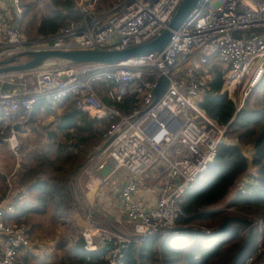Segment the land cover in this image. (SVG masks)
<instances>
[{
    "label": "built area",
    "instance_id": "built-area-1",
    "mask_svg": "<svg viewBox=\"0 0 264 264\" xmlns=\"http://www.w3.org/2000/svg\"><path fill=\"white\" fill-rule=\"evenodd\" d=\"M75 1L83 13L81 18L53 36L36 39L26 38L19 24L0 8V62L16 59L9 65L24 64L34 54L49 51H112L143 45L169 28L184 2L117 0L98 9L100 0ZM12 5L21 21V0H12ZM172 33L163 51L121 63L52 60L32 71L0 74V114L4 115L0 136L19 160L25 122L15 120V114L24 111L27 116L21 118L28 120L40 100L60 104L73 98L78 110L104 123L100 133L102 147L107 146L89 161L84 172L89 182L119 194L135 234L130 237L105 222L102 227L92 222L85 230H75L67 241L61 240L59 248H68L83 238L86 251L107 249L105 264H123L135 236H155L175 227L185 193L215 160L219 147L230 143L228 126L219 125L200 104L211 90L212 63L227 67L221 94L232 99L236 113L263 79L264 0H200ZM28 72L35 78L34 88L14 84L16 77ZM162 77L169 84L158 97ZM101 85L111 104L99 98ZM128 99L134 100L133 107L120 108ZM105 171L107 174L101 175ZM12 174L0 200V264H26L32 247L31 229L25 223L10 222L20 185L16 172ZM252 179L250 176L240 194L246 193ZM144 185L150 186L145 195ZM148 197L151 204H147ZM61 222L73 223L71 219ZM260 257L250 256L244 264H264Z\"/></svg>",
    "mask_w": 264,
    "mask_h": 264
},
{
    "label": "trees",
    "instance_id": "trees-1",
    "mask_svg": "<svg viewBox=\"0 0 264 264\" xmlns=\"http://www.w3.org/2000/svg\"><path fill=\"white\" fill-rule=\"evenodd\" d=\"M101 2L107 8L112 5L111 0H100L99 3ZM21 4L23 20L20 29L29 37L53 36L62 27L83 15L74 0H49L51 12L48 14H41L36 10V1L26 3L21 0ZM100 8L99 6L98 9ZM27 17L28 20L23 25ZM34 28L33 33L31 30ZM212 70V89L200 105L219 125L228 126L227 136L237 138L242 143L254 144L252 163L259 167L257 175L253 177L255 183L247 186L245 194H232L236 183L246 177L250 162L237 146L221 145L215 160L182 199V214L178 215L175 224L182 230L177 234L153 236L132 242L123 264H233L238 251L247 240L248 233L244 235L247 228L234 222L225 235L214 234L215 229L231 214L211 208L223 204L226 207L235 206L238 210L234 216L245 218L248 214H254L264 219V78L247 98L244 108L236 113L234 102L226 93H220L225 72L217 65ZM98 90L103 99L111 104L102 88ZM133 102V99H128L125 106L119 107L128 110L133 107ZM60 105L65 107V113L58 118L57 127L52 130L44 127L47 144L42 148H24L22 167L18 173L22 191L17 196V207L10 218L14 225L26 223L34 226V217L52 212L54 234L57 222L68 215L74 205L71 177L104 140L100 129L98 130L99 120L78 111L73 98H66ZM42 107L41 103L36 105L28 124L37 120ZM19 113L27 116L22 111ZM5 177L0 174V182ZM23 192L29 194L30 200L24 201ZM228 196L232 198L228 200ZM206 230H211V234ZM258 238L255 233L253 243L238 264H244L248 257L257 253L259 245L264 250V237L261 244L257 242ZM84 245L83 238H80L76 246L67 253L68 264H105L107 249L88 252Z\"/></svg>",
    "mask_w": 264,
    "mask_h": 264
},
{
    "label": "rangeland",
    "instance_id": "rangeland-1",
    "mask_svg": "<svg viewBox=\"0 0 264 264\" xmlns=\"http://www.w3.org/2000/svg\"><path fill=\"white\" fill-rule=\"evenodd\" d=\"M30 1H36V5H37L36 10L38 12H40L41 14H48L51 12V6H49V0H25L26 3H29ZM100 4L101 5H99V6H103L102 2ZM27 20H28V17L25 19L23 25L26 24ZM31 31H33V33H34L35 28L32 29ZM24 35L28 39H35L36 38V36L29 37L26 33H24ZM58 65H60V64H58ZM212 65H214V63H212ZM217 65H219V64H217ZM50 66L51 65H49L48 67H50ZM219 66H220V68L222 67L221 69L227 70V67H225L223 65H219ZM21 76H22V78H19V77L15 78L14 84L19 85L21 82H23L24 85H21V86H23L22 89L34 88L35 78H34L32 73L28 72V74H21ZM99 87H102V85ZM98 96L100 99L103 97L102 94H100ZM64 113H65V107H61L58 105V106H56L55 110H52L51 115L46 116L44 119L45 110L43 109V110L39 111L37 120L34 123L28 124L26 132L24 131L21 133V138H22V141L24 143L22 160H23V157L25 154V150H24L25 147H28V146L33 147V145H34V147H37L39 145L40 148H42L47 144V140L44 139V135H46V133H47L46 130H44V127H49L50 130L55 129L58 125V118L61 115H63ZM88 114H90V113H88ZM1 119H4V115L0 114V120ZM15 120H16V118H15ZM99 129H101V128H99ZM226 137H227L228 141L230 142L229 144L237 146L239 149H241L242 153L248 158V161L250 162L249 163L250 169L246 174L247 177H245L241 181L237 182L236 186H234V188L232 189V194H236V193L241 192L242 190H245V183L247 181H249L250 176L255 178V176L257 175V169L259 167L254 166L252 163L253 156L255 153L253 143H247V142L242 143V142H239V140L237 138H231L230 136H226ZM0 144H2V143L0 142ZM101 146L102 145L100 144L97 151L94 154L92 153L93 154L91 156L92 158L97 156V152ZM6 149L9 151L7 146H5V145H4V147L0 146V174L6 176L5 177L6 179L0 182V194L1 193L3 194L0 198V200L6 194L7 179L11 175H13L12 174L13 171L19 172L21 170V169L16 168L15 160L12 158V156L8 153V151ZM83 163L84 162H82L81 164H83ZM21 167H22V163H21ZM98 178L100 179V175H98ZM18 183H19V181H18ZM88 183H89V181H88ZM253 183H255L254 179H252V184ZM19 186L20 185H18V188H19ZM18 188H17V190H18ZM104 189L109 190V188H104ZM147 189H150V186L144 185V188L142 191L143 195H145V193L147 192ZM23 195H25V194L23 193ZM73 197H75L76 200L80 199V197L78 196L77 193H75V195H73ZM231 198L232 197L228 196V200ZM26 200L27 201L30 200L29 194L24 199V201H26ZM16 202H17V197H16ZM79 203H80V200H79L78 204L75 202V204L72 208V211H71L72 215L68 214V215H64L63 217L60 218V220L57 222V225L55 228V234H54V230H53L54 229L53 224L51 222L52 212H50L44 216L34 217L33 218L34 226L31 225L33 227V229L31 228L30 225L25 223L26 225L30 226V229H31L30 230V236H31V241H32V247L28 251V254L25 258L26 264H64V263L68 264L69 260L67 258V253H69L73 249V247L76 246L78 241H77V243L72 244L68 248L61 249V248H59V245L62 244L61 240H66L69 235H75L74 234L75 230H85L84 226L86 225V223L84 220H82V218H86V214L82 210L80 211V214L78 213V210L80 207ZM82 204H84V203H82ZM116 207H117V205H116ZM211 210L220 211V212H224V213L228 212L229 214H231L230 216L234 217V215H235L234 213H236L238 209L235 206L226 207L223 204V205H219V206H214L213 208H211ZM244 215H246V214H244ZM246 216L247 217H245V218L247 220L254 223L255 233H257L259 236L257 242L259 244H261V240L264 237V219L254 215V214H248ZM228 217H229V215H228ZM119 218L121 219V223H120V221H119V223L122 226L120 227L121 229L120 228H118V229L127 232L130 237H131V234L134 235L135 232H134V229L131 227V225L128 222H126V223L124 222L125 217L123 216V214H121L119 216ZM62 219H66V221H67V219H71L73 223H70V222L62 223L61 222ZM175 224H176V222H175ZM231 224H230V226H231ZM172 228H179V227H176V225H175V227H172ZM219 228H220V226L215 230L217 231ZM166 229H168V228H166ZM179 229H181V228H179ZM229 230H230V228H229ZM206 231L209 234H211V232H212L211 230H206ZM247 233L249 234L248 228L244 232V235H247ZM159 234L155 235V236H159ZM254 236H255V234H254ZM135 237L136 238H134L132 240L133 242H139V241H142L146 238L153 237V236H149V237L141 236L144 239H140V238L137 239V236H135ZM247 238H248V236H247ZM259 247H260L259 251L257 253L252 254L251 256H256V258H258V256L259 257L261 256L260 258H264V250L262 248V245L261 246L259 245ZM88 252H91V251H88ZM257 264H259V261L257 262Z\"/></svg>",
    "mask_w": 264,
    "mask_h": 264
},
{
    "label": "water",
    "instance_id": "water-1",
    "mask_svg": "<svg viewBox=\"0 0 264 264\" xmlns=\"http://www.w3.org/2000/svg\"><path fill=\"white\" fill-rule=\"evenodd\" d=\"M200 0H184L176 14L174 15L172 21L169 24V28L164 30V32L154 39L151 42L145 43L143 45H138L130 48H126L124 50H112V51H104V50H82V51H49L42 52L33 55V59L24 63L17 65H9L15 64L16 59H11L8 61L0 62V74H5L9 72H27L32 71L38 68H41L46 63L57 60L62 62L74 63V64H83V63H121L128 61L133 57H138L142 55H147L155 52H161L168 45L172 38V31H176L180 28L183 22L187 19L188 16L195 10L196 6ZM168 79L166 77H162L158 83V87L156 90V94L158 97H161L167 87H168ZM102 147L97 155L100 154L106 147ZM92 159L89 158L85 163L81 164L76 172L81 171L86 163H88ZM239 223L248 228V238L241 249L238 251L235 261L233 264H238L241 257L245 253V251L250 247L254 240L255 228L254 223L238 216H229L225 219L220 228L215 232L217 235H225L231 223ZM181 231L179 228H168L163 229L159 236L168 235V234H177ZM209 234V233H208ZM140 239H144L140 237Z\"/></svg>",
    "mask_w": 264,
    "mask_h": 264
},
{
    "label": "crops",
    "instance_id": "crops-1",
    "mask_svg": "<svg viewBox=\"0 0 264 264\" xmlns=\"http://www.w3.org/2000/svg\"><path fill=\"white\" fill-rule=\"evenodd\" d=\"M105 1H110V0H105ZM116 1L117 0H111L110 3L113 4ZM75 4H76V1H75ZM76 6H77L78 9H80L77 4H76ZM98 7H99V5L97 6V8ZM100 7H102V6H100ZM103 7H106V6H103ZM0 8L4 11V13L6 15H8L10 18H12L14 20V22H17L19 24V26L21 25V22L23 20V16H22L21 21H18L17 15H16L15 10H14L13 5H12V0H0ZM214 65H217V64H214ZM214 65H212V67ZM212 67H211V71L213 72ZM217 67L220 68L219 65H217ZM223 71L226 72L225 69H223ZM213 77H214V73H213ZM21 85H23L22 82H21ZM98 88H100V87H98ZM211 89H212V87H211ZM103 92H104V90H103ZM104 94H105V92H104ZM223 94H225V93H223ZM105 97H106V95H105ZM40 103H41V105H43L42 109L41 108L40 109L41 110H43V109L45 110L44 119H45L46 116H48V115L50 116L51 115L52 110H55L56 109V106H58V105L61 106L60 104H50V103H47L44 100H40L39 101V104ZM74 104H75V102H74ZM75 107H76V105H75ZM47 111L49 113H47ZM78 111H80V110H78ZM19 112L20 111H18L15 114V118H16V120H21V121H24L25 122V130L24 131L26 132L27 127H28V120L27 119H24V118H21V117H24V116H21L22 114L19 113ZM22 112H24V111H22ZM83 113H85V112H83ZM86 114L89 115L92 118H95V117H93L92 115H90L88 113H86ZM95 119H97V118H95ZM104 127H105L104 126V123H102L99 120L98 130H99V128H104ZM0 142L2 143V137H1V141ZM22 143H23V141H22ZM102 144H103V141H102L101 145ZM0 146H3L4 147L3 143L0 144ZM23 147H24V143H23V146H22V154H21L20 160L10 150L8 151L6 149L8 151V153L12 156V158L15 160V162H16V168H18V169H21L22 156H23ZM33 147H34V145H33ZM37 147H40V146L38 145ZM101 148H102V146L100 147V149ZM95 157H93V158H95ZM88 164H89V162L86 163V165L84 166V168L86 166H88ZM84 168L81 171H78V172L75 171V173L71 177V185H72L73 195H75V193H77L78 196L80 197V199H77V200L74 197V204H75V202L78 204V202L80 200V203H79V206L80 207H79L78 213L80 214V211L82 210L86 214V218H82V220H84L85 223H86V225L84 226L85 229L86 228H89L90 225L92 224V222H99L100 223V226H101V223L102 222H105L107 225L112 226L111 228H120L122 225L120 224L121 223V219L119 218V216L121 214H123V216L125 217V214L123 213V209H122L121 204H120V201L118 199L119 198V194L116 191L104 189L105 185H99L97 182H89L88 183L89 178L85 174ZM14 172H16V171H13L12 173H14ZM19 172H16V176H17L18 180H19V177H18V173ZM107 172L108 171L103 172L102 175L105 176L107 174ZM19 183H20V181H19ZM20 191H22L21 187H19V193L17 194V196L20 194ZM23 193L26 196L28 195L27 192H23ZM2 195L3 194L1 193L0 194V198H1ZM25 195H23V199L26 198ZM146 201H147V204H151L152 203L151 202L152 201L151 200V197H148V199H146ZM82 203H84V204H82ZM116 205H117V207H116ZM71 211L69 213L70 215H72ZM89 213H91V218L88 217V214ZM125 219H126V217L124 218V222L125 223L128 222V220L127 219L125 220ZM119 221H120V223H119ZM110 230H112V229H110ZM84 247H85V245H84Z\"/></svg>",
    "mask_w": 264,
    "mask_h": 264
}]
</instances>
